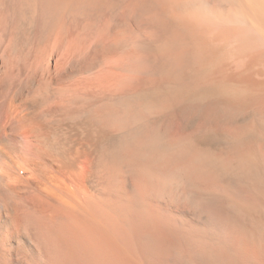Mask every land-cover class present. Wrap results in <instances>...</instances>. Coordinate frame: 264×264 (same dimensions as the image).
Masks as SVG:
<instances>
[{
    "label": "bare ground",
    "instance_id": "obj_1",
    "mask_svg": "<svg viewBox=\"0 0 264 264\" xmlns=\"http://www.w3.org/2000/svg\"><path fill=\"white\" fill-rule=\"evenodd\" d=\"M0 264H264V0H0Z\"/></svg>",
    "mask_w": 264,
    "mask_h": 264
}]
</instances>
